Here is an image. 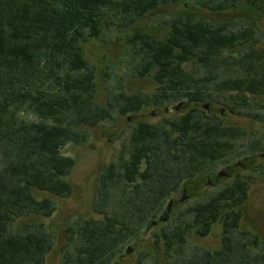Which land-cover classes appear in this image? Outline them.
<instances>
[{"label": "trees", "instance_id": "16d2710c", "mask_svg": "<svg viewBox=\"0 0 264 264\" xmlns=\"http://www.w3.org/2000/svg\"><path fill=\"white\" fill-rule=\"evenodd\" d=\"M164 6L171 8L159 23L166 35L135 29L123 64L128 72L118 74L117 89L101 104L98 65L87 59L82 45L117 22L130 28ZM226 11L239 17L201 14ZM261 21L264 0H0V264H46L56 231L23 219L55 213V202L46 194L72 192L66 179L75 159L64 156L63 148L84 143L86 128L115 113L138 114L148 106L170 111L177 103L190 107L168 128L146 122L132 127L124 155L99 176L94 211L102 220L64 227L65 264L121 263L129 246L137 249L138 231L150 226L164 206L168 211L170 201L172 210L170 198L180 184L206 176L228 160L230 151V158L260 151L258 136L205 116L204 108L217 102L264 122ZM194 61L195 70L184 68ZM103 66V77H109V69L116 75V69ZM129 79L153 80L155 90L128 94L124 81ZM251 96L255 104L249 109ZM241 184L235 181L227 194L183 210L176 218L179 227L156 235L151 249L137 251L136 264L147 259L150 264H264V238L239 229L236 208L247 198ZM218 221L223 229L219 250L185 241L186 231L197 227L205 236Z\"/></svg>", "mask_w": 264, "mask_h": 264}, {"label": "rangeland", "instance_id": "374dc122", "mask_svg": "<svg viewBox=\"0 0 264 264\" xmlns=\"http://www.w3.org/2000/svg\"><path fill=\"white\" fill-rule=\"evenodd\" d=\"M177 8L180 9V7ZM170 9L164 6L154 12L145 14L130 28L120 27L118 26L119 22H117L115 27L105 30L97 39H93L82 45L87 59L92 64L98 65L97 100L101 104H105L110 91L117 89L119 85L118 74H121L122 71L128 72L127 68L123 66L130 51L127 44L128 38L133 34L135 29H139L147 35L163 38L167 30L165 27L160 26L159 23L168 15ZM201 14L221 19L239 17L238 13L230 16L229 11L219 15L205 12H201ZM260 24L262 27L261 32L264 34V22L261 21ZM259 38L261 39L258 47H264L263 37ZM196 62L188 63L184 68L186 70H195L196 64H198ZM103 65H109L111 68L116 69L117 76H112V70L109 69L111 71L109 77H103L100 74L105 69ZM155 87L154 81L149 79H129L124 81V90L128 94L136 92L150 94L155 90ZM254 100L255 97L253 98V96L248 98L247 108L253 107V104H255L253 103ZM211 103L213 105L210 108L208 105H205L207 106V108H204L205 116L217 117L225 126L237 127L247 131L246 133L249 135L258 136L261 142L259 144L261 150L259 148L260 151L252 154H242L240 152L238 154L239 157H232L234 159L230 158V151L228 160L221 163L216 169L207 171L206 176L180 184L177 193L170 198L175 203L172 210L167 211L164 206L150 226L144 225L145 227L138 231L137 238L133 242V245L137 249H133L132 254L129 253L124 258V261L119 264H136L138 253L151 249L156 235L161 236L162 233H169V231H173L179 227L180 223L176 218L183 210L201 201H207L209 200L208 198L227 194L234 187L232 185L235 181L244 183L238 186L241 187V191L242 187L245 188L241 194L245 192L247 196L236 208L241 213L239 229L253 232L264 238V122L253 121L249 117L244 116L243 113H235V111L231 110V107L220 103ZM170 107V111L166 107L158 109L148 106L147 108H143L138 114L127 113L121 115L115 113L111 120L100 123L95 127L86 128L88 140L84 143L68 144L63 148L62 154L64 156L75 159V166L66 179L71 184L72 192L69 196L64 197L46 194L54 200L56 205V211L51 217L32 216L23 219V222L42 223L48 230L56 231L58 236L55 240L56 244L44 255V262L46 264H65L62 254V249H65V245L68 243V239L64 234L65 225L75 221L81 222L82 219L102 220V215L94 211L96 188L100 182L99 176L105 172L110 164L117 162L124 155L123 142L130 134L132 127L139 122H146L158 127L165 126L168 128L174 118L182 116L190 108L186 104L180 108V104L178 103ZM233 108L237 109V106ZM46 195L43 194V196ZM185 195L187 197L180 201L181 197ZM189 222L190 219H187L186 223ZM222 230V223L218 221L210 227L208 234L205 236L197 234V227H195L186 231L184 238L191 246L215 251L222 247ZM143 263L150 264L148 259Z\"/></svg>", "mask_w": 264, "mask_h": 264}, {"label": "water", "instance_id": "95a60500", "mask_svg": "<svg viewBox=\"0 0 264 264\" xmlns=\"http://www.w3.org/2000/svg\"><path fill=\"white\" fill-rule=\"evenodd\" d=\"M205 108H207V106H206ZM185 197H187V196H186V195H185V196H182L180 201H182L183 199H185ZM171 206H172V201H170V205H169V210H168V211H170V207H171ZM132 250H133V248L129 246V247L126 249L125 253H126V254H129V253L132 252ZM115 264H116V263H115Z\"/></svg>", "mask_w": 264, "mask_h": 264}]
</instances>
